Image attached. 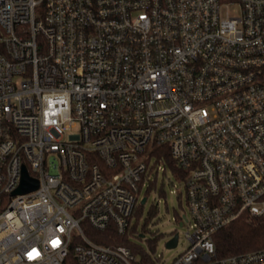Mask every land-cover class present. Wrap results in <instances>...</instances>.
I'll return each mask as SVG.
<instances>
[{"label":"built area","instance_id":"obj_1","mask_svg":"<svg viewBox=\"0 0 264 264\" xmlns=\"http://www.w3.org/2000/svg\"><path fill=\"white\" fill-rule=\"evenodd\" d=\"M156 147L190 226L168 264L264 217V0H0V264H134L82 224L129 231L148 164L168 167ZM23 167L37 187L12 194Z\"/></svg>","mask_w":264,"mask_h":264},{"label":"trees","instance_id":"obj_2","mask_svg":"<svg viewBox=\"0 0 264 264\" xmlns=\"http://www.w3.org/2000/svg\"><path fill=\"white\" fill-rule=\"evenodd\" d=\"M160 152H163V156L161 157L163 162L172 170V172L176 173V171H178L177 166L169 154L167 147H156L154 149V153L157 155L156 161H159L160 159ZM155 176L156 175H154L153 179L149 181L145 193H147L149 188L154 187ZM141 183L142 179L140 180L139 185H141ZM159 192L163 193L162 187H160ZM142 208L143 205L141 203L136 206L133 223L129 231L124 234L117 233L113 226H109L104 230H98L83 222L84 233L93 241L100 244L109 246L121 244L128 246L132 253L136 255L134 264H157L155 259L151 256V253L155 251L156 235L152 238H146L149 247L148 250H145L139 244L130 239V237L140 238L141 234H146L149 231L147 227V217L141 224H139ZM150 212L153 213L152 209ZM213 242L215 249L214 255L211 259L208 261L197 260L193 264H217V259L264 247V217H255L244 213L231 223L216 230L213 234ZM61 264H76L72 250L68 252Z\"/></svg>","mask_w":264,"mask_h":264},{"label":"rangeland","instance_id":"obj_3","mask_svg":"<svg viewBox=\"0 0 264 264\" xmlns=\"http://www.w3.org/2000/svg\"><path fill=\"white\" fill-rule=\"evenodd\" d=\"M230 10L236 12L232 9ZM148 152L149 150H147ZM152 162L153 158H151ZM153 174H156L155 185L145 193L149 181L153 179ZM139 186L138 203L143 196H146V201L142 204L143 208L139 224L147 217L149 231L144 237H130V239L145 250H148L146 238H152L156 235L155 251L153 254L151 253V256L159 257L162 264H168L186 247L185 232L190 229L187 224L179 225L177 219L178 215L188 213L183 195L180 194L183 190L182 182L168 167L162 169V167L157 168L155 164H148V168L142 174V183ZM160 187H162L163 193L159 192ZM151 209L153 213L150 212ZM173 231L178 233L179 241L176 247L168 248L165 245V241L167 235H170Z\"/></svg>","mask_w":264,"mask_h":264},{"label":"water","instance_id":"obj_4","mask_svg":"<svg viewBox=\"0 0 264 264\" xmlns=\"http://www.w3.org/2000/svg\"><path fill=\"white\" fill-rule=\"evenodd\" d=\"M36 187H37V180L30 177L28 172L26 171L25 167H23L20 183H19L18 187L12 192V194L24 193V192L30 191ZM145 201H146L145 196L140 199L141 204H144ZM140 236L143 237L144 235L141 234ZM177 238H178V233L175 232L173 237H171L170 239H168L166 241V243H165L166 247H168V248L174 247L176 245Z\"/></svg>","mask_w":264,"mask_h":264}]
</instances>
